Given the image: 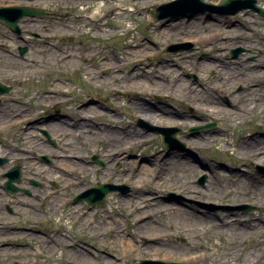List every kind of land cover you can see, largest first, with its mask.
Returning <instances> with one entry per match:
<instances>
[{"label":"rangeland","instance_id":"rangeland-1","mask_svg":"<svg viewBox=\"0 0 264 264\" xmlns=\"http://www.w3.org/2000/svg\"><path fill=\"white\" fill-rule=\"evenodd\" d=\"M171 1L77 0L78 18L68 21L75 28L68 30L75 36V45L68 40L65 45L51 41L54 45L49 44L44 50L35 46L30 53L35 62L1 50L0 79L11 84L12 89L0 95V156L8 158L7 162L0 161L4 164L0 165V220L7 221L0 224V264H188L187 259L203 250L209 260L199 264H246L248 256L253 264H264V169L258 167H264V156L260 163L255 162L258 151L250 153L247 147L262 141L264 146V15L251 6L255 3L264 9V0H233L226 7H220L221 0H205L214 3L210 12L200 11L202 6L188 1L176 0L173 7H165ZM13 4L12 0H0L3 6ZM155 10H160L163 19H153L151 12ZM119 19H124L125 27H116ZM47 25L50 31L53 27L54 31H63L57 22ZM0 26L3 34L10 33L5 23L0 22ZM216 33L219 36L213 40ZM189 40L191 45L185 46ZM3 42L17 46L15 40L0 36V44ZM55 44L62 49H55ZM172 45H176V55L162 51ZM240 47L245 50L237 59L231 52ZM140 63V68L136 67ZM188 69L196 72L197 79L186 75ZM144 70L148 73L143 74ZM162 70L165 78L173 76L175 81L180 76L194 87L187 92H172L168 97L159 95L163 93L162 86L156 96L128 94L131 87H119V79L124 76L143 74V78L158 79ZM242 84L245 86L239 89ZM198 89L216 102L212 111L204 109L210 112L204 118L190 106L194 102L192 93L198 94ZM224 96L230 103L223 101ZM85 102L91 109L82 114L80 108L86 106ZM250 105L252 108L247 109ZM141 107L157 109L151 117H160V122L144 119ZM56 109H61L67 118L53 121ZM18 112L50 127L52 136L64 135L72 122L77 123L78 139H69L76 145L59 140L53 146L37 128L25 131L23 119H15ZM81 116L92 117V123ZM75 117L80 121H73ZM188 119L196 124L179 125ZM209 123H215V127L195 128ZM11 124L12 128H7ZM96 125H132L127 129L149 133L152 138L148 142L137 145L130 139L121 147L126 158L144 159V163H111L104 156L111 143L95 139L100 134ZM174 126L186 149L169 150L163 145L161 132ZM41 154L50 155L54 161L41 160ZM61 155L80 156V160H60ZM93 155L104 164L93 162ZM196 158H203L212 166L202 167L204 163ZM186 161L189 167L182 165ZM60 163L66 170L58 168ZM150 163H156L155 170L143 171ZM13 165L24 170L18 185L29 193L17 191L15 196L19 198L10 199L11 195L1 186L7 177L1 173ZM31 179L40 184H31ZM53 180L56 187H52ZM98 183H111L125 191L116 189L95 207L81 199L75 201ZM48 190L53 191L52 196L41 198ZM138 192L145 196L157 193L160 200L154 205L147 201L143 204L144 209L150 210L147 214L160 222L159 236L164 235L152 243L156 250L151 252L145 251L149 244L142 239L145 237L138 239L144 245L140 250L125 251L114 234L116 228H122L126 236L134 231L136 217L132 214L140 215L142 210L137 211L133 201L121 207L119 200H133ZM165 200L182 206V211H158ZM7 204L19 214L8 215ZM242 204L251 208H238ZM235 206L238 207L228 209ZM62 212L70 214L59 217ZM232 220L237 222L230 223ZM195 227L196 231L190 234ZM143 230V235L152 234L148 228ZM180 230L186 231L181 234ZM49 244L54 248L53 255L48 252ZM70 244L74 256L67 252ZM258 251L261 254H255Z\"/></svg>","mask_w":264,"mask_h":264},{"label":"bare ground","instance_id":"bare-ground-1","mask_svg":"<svg viewBox=\"0 0 264 264\" xmlns=\"http://www.w3.org/2000/svg\"><path fill=\"white\" fill-rule=\"evenodd\" d=\"M118 9H123V8L121 7V8H118ZM125 10H127V9H125ZM152 16H153V14H152ZM123 26H124V19L116 20V27L121 28ZM129 28L130 27H127V29H129ZM218 36H219V34H217V33L214 34L212 36L213 40H215ZM204 39L207 40L208 37H205ZM210 39H212V38H210ZM235 43H237V42L235 41ZM230 45H232V43ZM121 64H122V62H120V66H121ZM176 66H178V68L181 71L184 68V67L179 66L177 64H176ZM188 68L192 69V66L189 65ZM164 69L166 70L167 67L164 68ZM191 69H190V71H192ZM165 70H162V72H161L162 75H160L158 79L150 78V77L141 78L139 76H133V77L124 76L122 79H119V81H120L119 87L120 88H124L125 86L131 87L128 90V93H136V94H139V95H142V94L147 95L148 93H150V94L154 95V94H156L158 92L159 87L162 86L163 93L159 94V95H162V96L165 95L167 97L170 96L172 94V92H175V91H176V93L177 92H182V91L187 92V89H192L194 87L193 86L194 84L193 83L191 84L188 79L181 78L180 76H178V78L175 81L172 79L173 76L165 78L164 77L165 76ZM222 70H223V68H222ZM88 71H89V69H88V67H86L85 68V72L87 73ZM194 73H196V72H194ZM105 80L106 79H104L102 81H105ZM189 85H191L192 87H189ZM139 88H141V89H139ZM171 89L173 91H171ZM197 91H198V94L197 93H192V94H194V102L190 103V106L192 108H194L197 113H200V115H201L200 117L204 118V117H206V115H208L210 113L209 111H212V109H214V106H215L214 104L216 102L214 100H212L210 97H207L204 94V92H201L199 89ZM143 92H145V93H143ZM83 105H86V106L80 108V109H82L81 110L82 114L88 113L89 112L88 109H91V108H89L91 106L88 103H86V102ZM141 108H142L141 109V116L144 117V119H150L152 122H154V121L160 122V120H161L160 117L158 119H156V120L151 117L152 114H154L157 111V109H149V108H146V107H141ZM204 109H208L209 111H205ZM165 112L168 113V111H165ZM100 115H102V114L100 113L99 116ZM194 123L195 122H191V120L188 119V120H185V121H180L179 125L180 126H184V125L191 126V125H194ZM130 126H132V125H129V126H126V127L125 126H121V127L120 126H115L113 128H110L109 125L106 126L105 128L97 126L98 127V131L100 132V134L97 135V138H95V139H97L99 142H102V141L105 140L106 142L111 143V146H110L111 149L108 147L106 149V152H104V156L107 159H110L111 163L112 162H118V164H119V163H124L125 162L128 165H130V166L131 165L133 166V164H142V163H144V159L130 160V159L126 158V156H125V154H126L125 152L126 151H122L121 147L127 145V143H128L127 141L130 140V139L135 140L134 144H137V145L146 143V142H148L147 139H151L152 136L149 133H147L146 131L141 132V131H139L138 129H135V128H129V129H132L130 131L129 129H127ZM250 137L253 138V135H250ZM262 142H257L256 146H253L254 145L253 142L249 143L247 145V147L251 150L250 153H255V152L258 151L259 156L257 157V159L255 161L257 163H260L262 161L261 160L262 157L264 156V146H263ZM112 144H115V145H118V146H115V145L112 146ZM262 146H263V148L258 150ZM23 154L26 155L27 152L23 151ZM168 154L169 153L166 152V155H168ZM52 161H54V160L52 159ZM195 161H198V162L202 161V163H204V166L202 164V167L212 166V165H209L208 162L205 159H203V158L202 159H199V158L197 159L196 158ZM154 165L156 166V163H153V164L150 163L149 165H145L144 168H143L144 169L143 171H146V172L150 171L151 172V171L155 170V166ZM182 165H184L185 167H189V162H187V161L186 162H182ZM78 167H81V166H78ZM58 168H60L62 171L66 170L63 163H60ZM53 181H55V180H53ZM49 193L52 194L53 191L50 190ZM149 195L150 196H145L143 193L138 192V194H136V196H135V198L133 200L130 199V197H128L127 200H125L126 197L119 200V204L121 205V207L125 208L129 203H131L133 201L134 204L135 203L137 204V209H139L137 211L142 210L140 212V215H135V213L132 214V216L136 217L135 218L136 222H134V225H135L134 231H132L127 236L124 235V230H121L122 228H116V230L114 232L115 238L117 240H119V239L121 240V242H120L121 243V247L125 251L131 250V249L135 250V251L140 250V248L144 247V245H140L139 242H138V239H141V237H145L146 239H144V238H142V239L144 241H146V244L149 243L147 245V247L145 248V251L151 252V251L156 250V248L152 247V243H154L156 241H159L162 238H164V235L159 236V234H160V226H161L160 222L155 220V219H153V216L147 214V212H149L150 210L144 209L145 206H143V204H145L146 201L148 203L151 202V205H154V202L156 200L160 201L159 198H156V196H155V195H157V193L154 194V192H152V193L150 192ZM57 200H56V202H57ZM56 202H54V204ZM158 203H161V202H158ZM63 207L66 208V203L63 204ZM201 207L208 208L206 205H202ZM182 209H183L182 206H177L176 204L169 203L167 201L165 202V205L158 206V211H162V212H166V213L171 212V211H175V212L179 213V212L182 211ZM71 210H73V207L71 208ZM70 213H72V212L70 211ZM70 213H68V214H70ZM68 214L64 213V214H62L60 216H65L66 217ZM140 216H141V218H139ZM150 218H152L153 220H150ZM143 221H144V223L142 224ZM152 221H155V222L153 223ZM236 222H237V220L230 221V223H236ZM141 224H142V227L139 228V226ZM222 224L228 225V222L225 223V222L222 221ZM145 228H148L151 231L152 234H148V236L143 235V233H144L143 229H145ZM196 228L197 227L191 228L190 229V234H193V232L196 231ZM184 231H186V230H180L179 233L182 234ZM178 237H179V235H178ZM69 241L70 240L68 239L67 244L69 243ZM52 242L53 243L55 242L54 238L52 239ZM72 245L70 244V246L68 247V251L67 252L70 253L72 256H74V254L71 251V248L73 247ZM201 248L203 250V247H201ZM200 249L199 248H195L196 251H199ZM48 252L51 255L54 254L53 253L54 252V248L51 246V244H49V246H48ZM258 253L261 254V251H258L255 254H258ZM198 254L199 253H195V255H193L191 258L187 259L186 262L188 264H199V263L203 262L204 260L205 261L209 260L208 257H207V251L203 250V252L200 253V255H198ZM67 258L70 259L69 255H67ZM246 261H247L246 264H253L254 260L251 257L248 256Z\"/></svg>","mask_w":264,"mask_h":264},{"label":"flooded vegetation","instance_id":"flooded-vegetation-1","mask_svg":"<svg viewBox=\"0 0 264 264\" xmlns=\"http://www.w3.org/2000/svg\"><path fill=\"white\" fill-rule=\"evenodd\" d=\"M14 1L13 6H22V5H27V6H35L38 7V10L42 13L38 16L35 17H23L20 20V27H21V33H17L13 30H11L9 27L8 30H10L9 34H3V32H1L0 30V36H6L7 40H15L16 43V47L13 48L12 44H8L7 42H3L0 44V52L1 50H3L4 52L8 53V54H12L14 55L16 58L19 59H23V60H27L28 62H35L36 59L34 56H32L31 53V48L35 47V46H39V50H44L46 48H48V45H54L53 42L59 41L60 44L65 45L67 43L68 40H70V43L75 45L76 41H75V36L71 35L69 31H74L75 28L69 24V20H73V19H77L78 18V14L76 13L79 10V7L77 5V0H22L23 2H19L20 0H12ZM84 5H86V2H84ZM78 4H81V2H79ZM3 6V5H0ZM77 8V9H76ZM74 9H76L75 11H73ZM0 22L4 23L2 20H0ZM52 22H57L59 23V25L62 27L63 31H54V27L52 28V30L50 31L48 29V24H51ZM43 24V25H42ZM55 25V23H54ZM0 28H2L0 26ZM69 33L68 35H65L64 32ZM15 36V37H14ZM7 44V45H5ZM65 47V46H64ZM17 48V49H16ZM59 45L55 44V49H58ZM66 48V47H65ZM21 49H25V54L24 56L21 55ZM59 49H62L61 47ZM48 50H45V52ZM41 53V51H40ZM9 78V77H8ZM5 78V79H8ZM0 82L5 85L8 88V91L2 92V93H10L11 89H12V85L6 83L4 80L0 79ZM0 93V95L2 94ZM1 102V101H0ZM55 112L57 113L55 116V120L53 121H57L58 120H63L65 118H67V115L63 112H61V109H56ZM45 119H48L49 117H43ZM15 119L20 122L21 119H23L21 121V123L23 124V127L26 129L27 132H30L31 127H35L37 128L38 131H40L41 135H43L47 142L53 144V146H55L57 143H59V140H61L62 144H65L68 142V144H73L76 145L74 143L73 140H69L70 137L72 138V136L74 138L75 137V132L70 130V129H74L76 130V124L77 123H73L70 125V127L68 128V130L66 131V133L62 136H60V134L58 136H52L53 132L50 131L51 128L47 127L45 125L42 126V124L44 123H40V121L38 119H33L32 117H30V115L27 117V114H22L20 112H18L15 115ZM77 117H75L73 119V121H76ZM49 124V123H48ZM63 127L65 128V125H63ZM64 137V138H63ZM77 139V138H76ZM65 140V141H64ZM77 148V146H75ZM71 149V148H69ZM50 159V161H52V157H50V155H47ZM61 157L60 160L67 158L69 160L71 159H77L80 160L79 156H71V155H61L58 156ZM5 159V161L7 162L8 158L7 157H2ZM1 165V164H0ZM4 164H2L1 166H3ZM13 166L9 167L8 169H6L4 172L1 173L2 177L4 176V173H6L7 171H9V169H11ZM22 174H24V170L22 169ZM21 174V176H23ZM22 178V177H21ZM32 180L31 179L29 182L32 184ZM21 181V180H20ZM2 187L5 188V184H2ZM21 189L27 192L25 189H23L21 187ZM11 198H19V196H10ZM14 203V202H11ZM10 203V204H11ZM10 204H7L5 206V209H7L9 211L8 215H12V214H19V211H15ZM2 209V208H1ZM7 222L4 219L0 220V224Z\"/></svg>","mask_w":264,"mask_h":264},{"label":"water","instance_id":"water-1","mask_svg":"<svg viewBox=\"0 0 264 264\" xmlns=\"http://www.w3.org/2000/svg\"><path fill=\"white\" fill-rule=\"evenodd\" d=\"M197 1H199V2H201L203 4L205 3L202 0H197ZM237 1H239V0H237ZM232 2H233V0H222L221 3H220V7L229 6V4L231 5ZM207 5L211 6V8H213L212 4H207ZM251 6L253 8H255V9L259 10L262 14H264V10L262 8L256 6L255 3L251 4ZM237 9H235L234 11H236ZM15 10L17 11L18 8H14V9L13 8H3V9H0V18L5 19L15 29H18L17 21H18V19L21 16L26 15V14L27 15L35 14V12L32 11V8H26V7L25 8H21L18 13L16 12L17 14L13 13ZM153 16H154V18H157V19H160V18L163 17V16L158 15V13H154ZM200 128H202V127H198L196 129H200ZM167 131H169V130H167ZM167 131L163 132V141H164V143L167 146L171 147V146H173L172 142H171V140L173 138V135L170 134ZM16 171L19 173V168H17ZM13 172L14 171H12L11 174ZM7 186L10 189L14 190L13 185H12V183L10 181H8ZM113 189H114L113 186L100 185L99 187L91 189V191L87 192L86 193V197H87V199H88L90 204L95 205L96 203L102 202L105 199V196L107 195V193H109L110 191H113ZM150 263L151 264H173V263H163V262H160V261H154V262H150Z\"/></svg>","mask_w":264,"mask_h":264}]
</instances>
